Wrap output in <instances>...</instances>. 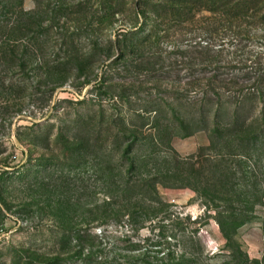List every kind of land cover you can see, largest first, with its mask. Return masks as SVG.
<instances>
[{"label":"rangeland","instance_id":"374dc122","mask_svg":"<svg viewBox=\"0 0 264 264\" xmlns=\"http://www.w3.org/2000/svg\"><path fill=\"white\" fill-rule=\"evenodd\" d=\"M4 24L0 264H264V0H0Z\"/></svg>","mask_w":264,"mask_h":264},{"label":"trees","instance_id":"16d2710c","mask_svg":"<svg viewBox=\"0 0 264 264\" xmlns=\"http://www.w3.org/2000/svg\"><path fill=\"white\" fill-rule=\"evenodd\" d=\"M2 22L3 21H1V24H2ZM29 22V21H28ZM14 24L12 23V26H13ZM30 25H32V23L30 22ZM1 26L2 27H6V24H4V25H0V28H1ZM13 29H16V27L15 28H13ZM0 53H7V54H5V56L7 55V56H9L8 58H10L11 60L13 59V57L14 58H16V55H15V53H16V45H10L9 43H8V41H1L0 40ZM208 59H211L210 57H208ZM10 63H11V65L12 66H14V64L12 63V62H9V61H7L6 63H1V56H0V66H1V68H4L5 67V69L6 68H8V67H10ZM212 78V82H211V85H214L215 84V77H211ZM0 87L1 88H3L4 86H3V82L2 81H0ZM212 89H214V88H212ZM257 90V89H256ZM212 92V91H211ZM259 94H258V98L257 99H259V101H260V103H261V114H263L264 115V91H257ZM217 98L219 97L218 96V94H216L215 92H212ZM212 100V98L209 96L208 97V95H207V93H205V94H203V96H202V101L203 100ZM213 123H214V128H217V123H216V114H214V116H213Z\"/></svg>","mask_w":264,"mask_h":264}]
</instances>
